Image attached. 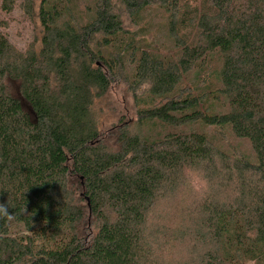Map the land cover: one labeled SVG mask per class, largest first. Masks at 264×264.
<instances>
[{
	"label": "trees",
	"instance_id": "16d2710c",
	"mask_svg": "<svg viewBox=\"0 0 264 264\" xmlns=\"http://www.w3.org/2000/svg\"><path fill=\"white\" fill-rule=\"evenodd\" d=\"M72 2L42 0L25 51L0 23V264H264V0H94L84 24ZM153 7L171 56L125 38L120 11ZM121 78L136 127L108 138L96 104ZM151 123L228 129L255 160L193 129L150 140Z\"/></svg>",
	"mask_w": 264,
	"mask_h": 264
},
{
	"label": "rangeland",
	"instance_id": "374dc122",
	"mask_svg": "<svg viewBox=\"0 0 264 264\" xmlns=\"http://www.w3.org/2000/svg\"><path fill=\"white\" fill-rule=\"evenodd\" d=\"M0 0V23L6 24L4 34L7 35L10 43L19 51H25L27 45L38 37V10L42 0H15V5L10 14L4 13L1 9ZM71 11L73 12L76 21L81 20V23H86L87 17L84 14V6L93 7L94 0H72ZM122 27L127 31L125 35L138 45H146L148 48L155 50L160 56H171L173 52V44L167 38L166 21L167 16L161 10L155 7L143 11L137 20H132L126 13L120 11ZM68 20V18H64ZM124 38V39H125ZM115 48H112V50ZM128 58H125L127 61ZM128 63V62H127ZM207 68L212 71L219 67V61L216 56L206 57ZM128 70H131V65L128 64ZM195 82V71L189 72L180 86L193 88ZM210 86L212 89L218 87L217 79L214 74L211 76ZM142 93H133L128 84L121 79L114 83L109 89L106 96L96 104V110L99 116V129L102 135L110 138V134L115 132L121 126H127L130 129L136 127V108L134 99ZM212 115L223 114L225 109L222 107L221 101L209 100L206 105ZM193 129L199 132H204L210 137L221 149L226 151H234L237 155L241 154L247 160L254 161L255 156L250 144L241 139L232 137L228 129L222 130L219 133L217 129L212 127H199L193 125L186 128H178L175 130H167L159 125L146 124L141 131L144 137L150 140L158 139L168 131L172 132H188ZM192 193L198 191L200 181H191Z\"/></svg>",
	"mask_w": 264,
	"mask_h": 264
},
{
	"label": "clouds",
	"instance_id": "9594fccd",
	"mask_svg": "<svg viewBox=\"0 0 264 264\" xmlns=\"http://www.w3.org/2000/svg\"><path fill=\"white\" fill-rule=\"evenodd\" d=\"M0 219L6 221H12L14 219V215L9 211L7 203H0Z\"/></svg>",
	"mask_w": 264,
	"mask_h": 264
}]
</instances>
